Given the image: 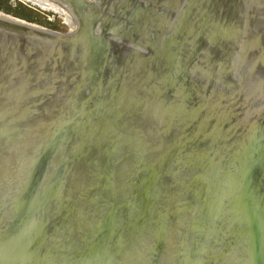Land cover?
Segmentation results:
<instances>
[{
	"label": "water",
	"instance_id": "obj_1",
	"mask_svg": "<svg viewBox=\"0 0 264 264\" xmlns=\"http://www.w3.org/2000/svg\"><path fill=\"white\" fill-rule=\"evenodd\" d=\"M68 1L80 21L79 28L74 34H70L69 29L66 32H59L0 11L3 17L0 16V90L8 92L2 96L5 99L15 98L20 101L23 100L21 96L24 95L28 97L39 95L36 96V100L32 98L38 103L48 90L57 94L58 101L57 109L52 111L50 120L46 122V133L44 131V134L36 139L24 137L21 144H16L18 157L21 156L11 169L16 170L14 172L17 174L18 170H21V180L12 190L6 192L5 188H1L0 264H212L213 258H224L228 262L231 256L238 259L237 264H243L245 259V264H264V175L258 172L264 160V106L262 105L263 108L256 105L242 107L238 120L232 125L229 139L223 135L224 122L211 123L212 121L207 117L206 108L211 98L197 95L195 91L188 90V87L185 88V94L183 92L181 68L186 70L187 66L184 67L182 61L184 51L176 48L178 36L181 34L174 35L172 41L170 36H165L161 40L156 33L154 43L149 41L141 43L149 50L148 55H143L145 53L133 47V43L116 42L117 38L124 40L122 36L125 32L116 21L117 13L114 11L117 7L112 0ZM221 1L223 4L221 10L218 9V0L193 1L194 5L200 7L196 6L198 11H194V15L189 13L188 21L191 24L198 23L200 26L197 28L198 37L196 33L194 34L198 41L197 49L206 43L205 26L209 23L217 22L224 28H228L231 24L238 27L241 32L244 22L243 27L245 28L247 23L248 35H250L252 29L250 13L253 9H258V4L264 11V0ZM248 3H253L254 6L250 5L246 16L244 6ZM98 4L100 8L97 7L94 13L82 11L79 14L82 7ZM181 19L182 17L179 18V22ZM16 21L41 27L53 35L30 31L27 26ZM101 22L106 28H102ZM201 25L204 27L202 28ZM109 26L112 27L114 40L106 36ZM194 35L191 33L185 36L194 40ZM217 35L214 34V39H210L215 42V48L207 54L210 53L213 58L232 57L228 45H233L232 41L237 38L228 41L229 44H225L224 48L220 49L221 45H217L219 42ZM238 35L240 40L242 37L239 32ZM245 38L243 42L247 41ZM112 42L117 44L115 47L120 49L126 47L125 49L128 50L124 49L127 51L123 63L126 64L125 69L121 71L120 66L116 67L118 72L114 74L115 76L111 75L114 79L108 85L104 84L105 65L111 58L112 50L109 48ZM243 42L238 45L239 48L243 46ZM157 43L160 48L153 53ZM132 50L140 51V56L134 54L132 58L129 54ZM158 60L159 62L164 60L167 67L164 68L163 65L159 70L152 69ZM38 61L44 62V73H39L35 69ZM26 62H29L28 68L20 69ZM245 73L252 78L251 71L245 69ZM259 78L258 81L264 80V71ZM174 89L187 97L196 98L190 113L180 121L184 124L187 123L186 120H191L198 130L188 131L183 136L173 130L166 135L168 127L163 119L164 116L160 119L159 127L161 136L164 137L160 151L167 155V158H163L167 169L169 167L173 169L175 166L172 159L174 154L179 150L183 151V159L178 164L177 171L173 173L174 179L169 184L166 198L159 200L157 198L163 181L156 187L154 194L150 192L149 195L141 182V188L130 196V206L137 201L138 209L130 214L128 224L122 226L120 222L125 214L105 208L101 219L104 229L99 236L105 244L104 250H99L94 244L91 252H85L79 237L68 228L66 224L68 221L66 222L61 215V209H58L49 221L38 218L39 208L35 207L37 205L39 207L40 198L36 195V190L39 186L45 188L43 171L52 162L55 164L60 161L66 151L73 150V153H78L86 146L101 141L100 143L105 147L101 149L102 152H107L112 159H110L111 165L116 166L123 149L140 148L146 143L144 142L146 137L139 132L127 138L130 135L128 133L130 123L126 125V122H123L126 117L121 114L122 100H127L129 106L133 104L135 106L136 101L142 96L149 102V111L150 106L155 104V99L162 100L166 93ZM19 104L23 105L20 102ZM245 111L251 113L252 119L243 124L241 119ZM23 120L24 118L16 119L14 121L16 123L12 124L19 127ZM6 124H8V116L0 115V133L9 125ZM187 125L189 127L192 124ZM258 128H262V131H256ZM105 129L111 136L104 134ZM102 134L105 135L103 138ZM1 140L0 147H5L13 138L7 140L0 136ZM221 145L226 146L223 156ZM242 146L247 159L253 160L255 171L260 178L254 189L237 166L230 165L229 169H226L230 171L229 175L225 173L223 163L226 154L233 153L237 148L243 149ZM108 148L110 150H107ZM85 157L82 161L84 168L90 166L94 159L93 155L87 152ZM143 158L144 155L140 153L139 162L143 161ZM234 165H238V161ZM213 166L217 169H213ZM111 167L107 168L104 165L97 167V177L103 183L105 190L114 193L117 179ZM12 170L10 173H14ZM75 170H77L76 174L83 171L81 168ZM73 171L69 170L68 173L73 176ZM218 171L219 181H217ZM236 171L239 178L243 177V180L247 181L240 183L241 190L238 195L233 185L231 190L226 189L225 185L230 174L233 175ZM53 175H57V168ZM195 181L199 183L198 190L192 193L191 189ZM33 193L36 199L38 198L34 204L28 202ZM231 194L234 198L232 200ZM96 195L98 198L99 192H96ZM256 204H258V208L255 209L257 214L251 212L245 217L243 211L245 212L246 208H253ZM122 210L125 211V208H120L118 211L122 212ZM228 222L229 225H233L231 230L234 236L226 233ZM206 231L207 234L201 235ZM120 235H125L120 246H115L111 252L108 251L111 245L116 244L118 241L116 237ZM228 241L229 245L226 243ZM206 242L207 245L204 247ZM95 249L98 250L94 252Z\"/></svg>",
	"mask_w": 264,
	"mask_h": 264
},
{
	"label": "rangeland",
	"instance_id": "obj_2",
	"mask_svg": "<svg viewBox=\"0 0 264 264\" xmlns=\"http://www.w3.org/2000/svg\"><path fill=\"white\" fill-rule=\"evenodd\" d=\"M17 1H21L37 9L38 12H40L39 19L43 22H45L46 19L47 22L57 26H65L66 30L64 32L68 29L71 30V27H75V23H73V26H69L68 23L70 21L65 19V17L61 14L59 15L50 10H43L23 0H11V3H15ZM172 1L173 0H162V2L146 1L143 5H140L141 8L136 6V8L132 10V15H130L129 18L134 24L135 22L140 21L144 16L149 22V29L158 33L161 40L165 36L169 37L172 34H181V36H178L176 48H179L180 51H184V55H181L184 58L182 61L184 62V67L187 66L188 68H186V70L181 68V83L183 92L185 94V88L188 87V90L192 92L195 91L197 95L200 94L205 97L208 96L209 99L211 98L206 108L207 117L210 121H212L211 123L218 124V122H224L225 126L223 123L222 129L223 135L229 137L230 139L232 125L238 120L239 111L242 107H245L246 105H256L259 108H263L264 106V80L261 79L257 82V90L253 89L250 77L245 73L246 64L241 65L238 62H243L249 59L252 60L251 58L248 59L246 57L249 54L253 55L250 49V41L247 37L248 25L246 23V27L244 28L243 22L241 26L242 30L240 32L238 27H234L231 24L228 28H224L217 22L209 23L205 26L207 36L206 43L201 46L198 45L199 47L197 49V28H200V26H198V23L191 24L188 19L190 18L189 13L191 12V14L193 13L192 15H194V13L198 11L196 6H200L194 5V0H189L188 2L190 5L187 8L188 10H186L187 12L185 11L184 13L183 9H179L178 12L182 10V13L184 14L179 22L181 25H179L176 21L175 15H170V10L173 9V5L171 3ZM250 5L251 7L254 6L253 3H248L244 6L246 16L248 15L247 11H249ZM161 8L162 10L165 9L164 12H160ZM260 10L261 14L264 16V11H262L261 6L259 7V4L258 9H253L252 13L255 15V12L260 13ZM50 13L52 15H49ZM72 20L74 21V19ZM262 20L264 21V18H262ZM38 25L49 28L46 22L45 24L42 23ZM203 27L204 26H202V28ZM202 28L200 30H202ZM107 29L108 31L106 36L109 39L114 40L115 36L112 33V27L109 26ZM238 32L240 33V37H242L240 40L238 38ZM191 33H193V35L195 33L197 34V37L194 35L196 39L194 38V40H192L191 38H186L185 35H189ZM214 34L219 35H217L216 38L219 40L217 45H221L220 49L224 48L225 44L228 45V41H232V39L237 38L235 41H232L233 45H228L229 49L232 51V57L213 58L210 53L207 54L215 48V42L210 40L214 39ZM222 35H226L228 37L225 38ZM244 38L247 39V41L243 42ZM124 41H126L125 38L124 40L117 38L116 42L119 43ZM242 42L243 46L241 49L238 45H241ZM141 43L142 42L140 41H136L132 46L143 51L145 53L143 55H148L149 50ZM158 45L159 44L157 43L154 46L153 53H156L159 50L160 46ZM220 53H223V51H220ZM135 54V56H140L137 54V51ZM253 59H255V57ZM175 62H177L176 55ZM163 65L164 68L167 67L164 60L161 62L158 60V63L152 66V69L159 70L163 67ZM236 71H238V73ZM187 72L188 74H186ZM233 76L235 78H233ZM161 99L162 100L155 99V104L150 106L149 111V102H147L142 96H140L136 101L135 106L134 104L129 106L127 104V100H122L121 114L126 117L123 119V122H126V125L130 123L128 131L130 135L127 138H130L133 133L135 135V132H139V134L143 137H146V141L144 142H146L147 145L146 143H143L140 148L123 149L116 166L111 165L112 159L109 157L108 153L102 152L103 150L101 149L105 147L100 143L101 141L96 143L94 142L89 147L86 146L78 153H73V150L66 151V153L60 158V161L55 162V164L52 162L51 165L43 171L45 174L43 175V187L45 188L42 189V187L39 186L36 190V195L40 198L39 207H37L38 205L35 207L39 208L37 211L38 218L49 221L53 218L54 213L57 212L58 209H61V215L64 216L63 218H65L66 222L68 221V223H66L68 228L76 237H79L80 243L85 252H91L94 244L97 245L96 248L99 250H104L106 249L105 244L99 236L102 229H104L101 225V219L104 215L105 208L119 212L120 214H125L122 216L120 222L122 226L128 224V218L131 216L130 214L135 213L138 209L137 201L132 203L130 206V196L136 194V192L141 188V182L143 183V188L149 195L150 192L154 194L156 187L160 185L161 181H163L161 184V191L158 192L157 198L158 200L166 198L167 191L170 188L169 184L172 183L174 179L173 173L177 171V166L183 159V151L179 150L174 154L172 159L175 162V166H173V169L171 167L167 169V164L163 160V158H167V155L160 151L164 142V137L161 136V130L159 127L160 119L164 116L163 119L168 127L165 133L166 135L174 130L175 133L179 132L180 135L183 136L188 131L195 132L198 129L197 126H195V123H192L191 120H186L185 118L187 123L184 124L180 121L184 119L188 113H190L193 106L192 104L196 101V98L187 97L181 92H176L174 89L173 91L166 93L164 98ZM252 100L254 101L252 102ZM204 101L205 100H203V102ZM134 108H137L138 110H135ZM189 123L192 125L188 127L187 124ZM133 129H135V131ZM103 132H105L104 134H106V136H111L107 129L103 130ZM101 136L103 138L105 135L102 134ZM221 146L223 147V153L221 154L223 156L226 146ZM107 150H110V148ZM85 152H87V154H92L94 157L92 164L86 168H84V165L82 164V161L86 158ZM140 153L144 155V158L143 161L139 162L138 156ZM261 164L262 165L258 168V172L260 175H264V160ZM102 165L107 168L112 166L111 170L117 179L115 185V191L117 193H111L110 191L105 190L104 186H102L103 183L98 179L97 167ZM56 168L57 175L54 176L53 172ZM75 168H78V170L81 168L83 171L81 170V172L76 174L77 170H75ZM213 169H217V167L213 166ZM69 170H74L73 174L71 173L73 176L68 173ZM219 177L220 175L218 171L217 181L220 180ZM198 185V181H195L191 189L192 193L198 190ZM96 192H99L100 194L98 198L96 197ZM128 193L130 195H128ZM37 199L35 197V193H33L29 197L28 202L34 204L37 202ZM118 208H125V211H118ZM56 222L58 224V220ZM145 235L148 236L147 234ZM124 237L125 235L117 236L116 239L118 238V241L116 244L111 245L108 248V251L111 252V250H114L115 246H120L121 241L125 239ZM98 249H95L94 252Z\"/></svg>",
	"mask_w": 264,
	"mask_h": 264
},
{
	"label": "bare ground",
	"instance_id": "obj_3",
	"mask_svg": "<svg viewBox=\"0 0 264 264\" xmlns=\"http://www.w3.org/2000/svg\"><path fill=\"white\" fill-rule=\"evenodd\" d=\"M23 1L28 2L32 5H35V6L41 8L43 10H50V11H53V12L59 14V15L60 14L63 15L65 17V19H67L68 21L71 22V23L70 22L68 23L69 26H71V25L73 26V23H75L74 24L75 27H71V30L69 29L70 34H74L77 32V30L79 28V24H80L79 22L80 21H78V18L76 16L77 14L73 13L74 11H72V9L70 7V3H69L70 1H68V0H23ZM146 1L147 2L148 1H151V2L161 1L162 2V0H117V1L112 0V2L115 3L114 5L117 7L116 10L114 11L117 13L116 21L118 22L119 26L121 27V30H123V32H125V34L122 37H124L126 39L127 43H134L138 40L142 43L143 42L145 43L148 41H149V43H154L156 40V37H155L156 33H155V31H152L149 29V22L144 16L142 17V19L140 21H137L134 24L132 23L131 19L129 18L130 15H132V10L135 9L136 6L138 8H141L140 5H143L144 2H146ZM188 1L189 0H185V1L173 0L171 2L173 5V9L170 10V15H173V14L175 15L177 23H179V18L184 15L182 13V10H180L179 12H178V10L183 9L184 13H185V11L188 10L187 9L188 6L190 5V3ZM89 2H93V1L89 0ZM218 3H219L218 9L221 10L223 8L222 1L218 0ZM97 7H98L97 5L84 6L81 8V11H79V14H81L82 11L87 12V13H90V12L94 13L96 11ZM164 10L165 9L162 10V8H161L160 12H164ZM250 15H251V20H252V29H251V33H250V35H248V37H249V41H250V49H251V52L253 53V55L249 54L246 57L248 59L251 58L252 60L249 59L245 62L244 61L243 62L238 61V62L241 65L246 64L245 69L247 71L252 72V78L250 77V81H251V84H253V86H252L253 89H255L258 87L257 82H255V80L258 81L260 79L259 76L264 71V26H262V24H264V21L262 20V18H264V16L261 14V10H260V13L255 12V15H254V13L251 12ZM72 19H74L75 22ZM16 22L21 23L20 21H16ZM21 24H24V23H21ZM257 24H260V25L257 26ZM101 25H102V28L103 27L106 28V26H103L102 22H101ZM24 26H27V28H29L30 31L42 32L45 34L53 35V34L49 33L48 31L44 30L43 28L38 27L39 25L35 26L32 24L31 25L30 24H28V25L24 24ZM124 26H126V28ZM15 38H17V37H15ZM171 39H172V41L174 40L173 34L170 36V40ZM160 42H161V40H160ZM116 45L117 44H114V42H112V45L109 48L112 50V52L110 55L111 58L109 59L108 63L105 65L104 84H108V83L110 84V82L114 79V77H112V76H115L114 74H116V72H118L117 71L118 69H116V67L120 66L119 69L122 71L125 69V66H126V64H123V63H125V60H126V52L127 51H125V50H128V49H125L126 47H123L122 49H120L119 47H115ZM132 45H134V44H132ZM141 52H143V51H141ZM141 52L137 51V54L140 55ZM124 54H125V56H124ZM129 54L132 57V56H134L135 51L132 50ZM254 57H255V59H253ZM27 64H29V62H26L25 65H22L20 67V69L26 70L28 68ZM53 65H55V64H53ZM44 66H45L44 62L38 61L35 65V67H36L35 69L37 71H39V73H41V72L44 73L45 72ZM51 67L52 66L50 64V68ZM60 69H61V66H60ZM45 88L48 89V87H46V86H45ZM255 90H257V89H255ZM7 93H8L7 90H0V115L1 116H8V124H9V125L6 124L8 126H5L4 130H1L0 136L3 137L4 139H7V140H11V138H13V140L10 141L8 143V145H6L5 147L3 146V144H2L3 147H0V193L2 192L1 188H5L6 192L9 190H12V188L21 180V174H20L21 170H18V174H17L14 172L16 170L13 171L11 169V167L14 165V163L17 162L19 160V157L21 156L20 155L18 157L19 153H18V150H17L18 147L16 144H18V143L21 144L24 137H25V139H28V138L36 139V138L40 137L41 134L43 135L44 131L46 133V122H48L50 120V116L52 115V111L57 109V105H58L57 94L54 92L50 93L48 90H47V94H45V96L41 97L42 100H40L38 103H36V101H33V100L35 98H37L39 95H36L37 97L35 95H33V96L29 95V97L27 95H24V96H21L23 98V100L17 101L15 98L14 99H9V98L5 99L2 95H5ZM32 98H33V100H32ZM253 101L254 100H252V102ZM19 102L22 103L23 105H20ZM21 110H23L24 112H21ZM213 114H214V110H213ZM69 115H71V114H69ZM20 118H22V119L24 118V120L21 121L22 125H19V127L14 126L12 123H16L14 121L16 119L19 120ZM250 119H252L251 113L248 111H245L244 114L242 115V119H241L242 123L246 124L247 122H249ZM256 131L261 132L262 128H258V129H256ZM0 142H2V140ZM241 148H243V146ZM243 150H244V148L243 149L237 148L233 151V153L230 154V152H229L228 154H226L225 159H224V163H223L225 173L227 175H229L230 171L228 172V171H226V169H229L230 165H231V167H232V164H233V166H237L238 169H241L243 171L245 177L247 178V181L251 183V188L254 189V185L258 184L257 182L260 181V178H259V176H257V173L255 171V165L253 163V160L247 159L246 154L243 152ZM229 154H230V158H229ZM235 155H236V157H235ZM239 157H240V159H238ZM236 158L238 160H236ZM236 161H238V165H234V163ZM22 166L24 167V165H22ZM10 170H12L14 173H10ZM231 172H234V171H231ZM247 181H244L243 177L239 178L238 172L236 171L235 173H233V175L230 174L228 180L225 181L226 189L228 188V190H231L232 185H233L234 189L235 190L237 189L236 194L238 195V194H240V190H241V187H240L241 184L240 183L241 182L247 183ZM15 182H17V183H15ZM252 191H254V190H252ZM232 199H234V198L232 197V194H231V200ZM252 202L253 201L251 200V205H252ZM256 208H258V204L253 206V208H246L245 212L242 210L243 215L245 217H248L251 214V212L254 213V215L257 214V211L255 210ZM238 215L240 216L239 213H238ZM229 224L230 223L228 222V229H227L226 233H228L229 236H234V232L231 230V227H233V225L232 224L229 225ZM216 225L219 226L220 224L219 225L216 224ZM213 227H216V226H213ZM215 229H218V228H215ZM205 234H207V231L205 233H201V235H205ZM175 240L178 241L177 238H175ZM226 243H227V245H229V241ZM206 245H207V242L205 243L204 247H206ZM231 246H232V243L230 245V248H231ZM237 260L238 259L237 258L235 259L233 256H231V258L229 259L228 262L226 260H224V258H215V259L213 258L212 264H237L238 263ZM245 260H243L244 261L243 264H245V262H246ZM252 263H253V259H252Z\"/></svg>",
	"mask_w": 264,
	"mask_h": 264
},
{
	"label": "trees",
	"instance_id": "obj_4",
	"mask_svg": "<svg viewBox=\"0 0 264 264\" xmlns=\"http://www.w3.org/2000/svg\"><path fill=\"white\" fill-rule=\"evenodd\" d=\"M0 11H3L4 13L7 14H11L20 19H24L31 23L45 24L46 22L49 28L52 30L63 31V32L66 30L65 26H57L55 24L47 22L46 19L45 22H43L42 20L39 19L40 12H38L37 9L21 1L11 3V0H0ZM49 15L52 14L50 13Z\"/></svg>",
	"mask_w": 264,
	"mask_h": 264
},
{
	"label": "flooded vegetation",
	"instance_id": "obj_5",
	"mask_svg": "<svg viewBox=\"0 0 264 264\" xmlns=\"http://www.w3.org/2000/svg\"><path fill=\"white\" fill-rule=\"evenodd\" d=\"M97 6H98V8H100V7H99V6H100L99 4H98Z\"/></svg>",
	"mask_w": 264,
	"mask_h": 264
}]
</instances>
